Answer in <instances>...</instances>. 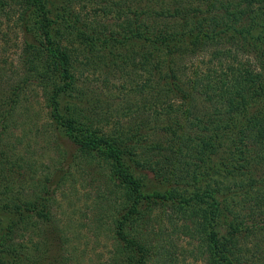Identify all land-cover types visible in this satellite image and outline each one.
I'll return each mask as SVG.
<instances>
[{"label": "trees", "instance_id": "16d2710c", "mask_svg": "<svg viewBox=\"0 0 264 264\" xmlns=\"http://www.w3.org/2000/svg\"><path fill=\"white\" fill-rule=\"evenodd\" d=\"M3 24L16 30L17 60L1 36L0 264H68L81 231L52 208L82 160L109 170L114 212L98 221L110 218L111 264H178L172 235L199 239L204 264H253L245 240L264 234V0H0ZM88 72L118 84L113 106ZM34 94L44 123L28 130L53 136L57 154L40 174L21 146L32 131L16 119ZM147 174L166 190L144 193Z\"/></svg>", "mask_w": 264, "mask_h": 264}, {"label": "rangeland", "instance_id": "374dc122", "mask_svg": "<svg viewBox=\"0 0 264 264\" xmlns=\"http://www.w3.org/2000/svg\"><path fill=\"white\" fill-rule=\"evenodd\" d=\"M106 21V19H103ZM102 20V22H104ZM105 23V22H104ZM107 23H113L112 20H108ZM11 26V23H10ZM12 27L8 28L7 24H3L1 28L0 37L6 35L8 41L7 46L4 48L8 49L9 61L16 62L17 52L13 45L17 41L16 30ZM2 46H0V55ZM3 48V49H4ZM88 80H86L89 87L95 91L97 97L101 98L103 101H108L114 105V98H121L120 93L117 92L116 87L111 84L109 88L105 87L101 81L99 75H92L91 72L87 73ZM29 111L30 113L22 114L19 112L16 116L20 122L24 123L25 128L28 131H32V139L25 141L21 146L25 148L26 143L29 142V148L26 147L29 154L30 164H33L36 172L41 173L43 168L48 165H53V160L56 158L57 154L52 150L53 143H55L53 136H43V133L33 130H28L31 123L37 120L39 125L44 123V109L40 103L37 102L35 94L29 96ZM88 99L94 100L96 97L92 98L89 96ZM119 101V100H118ZM89 106V105H88ZM92 107V106H89ZM30 135H28L29 137ZM25 146V147H24ZM228 157V155H225ZM230 161V159L228 160ZM92 162V161H91ZM44 171V170H43ZM109 170L105 167H100L96 162L89 163L87 160H82L77 162L71 169V175L66 181L62 188L63 194H58L56 201L57 205L52 208L54 210V216L61 227L69 225L76 226V229L81 231L80 240L76 241V252L71 256L68 264H111L113 240L107 230L111 227L110 218L108 220L99 222L98 218L104 215H110L114 212V197L111 195L112 183L108 178ZM148 175V174H147ZM146 179V178H145ZM145 181L144 193H150L154 190L159 192H164L166 187L162 184H157L152 175H148ZM19 184L23 183V188L29 187V183L20 179ZM32 184V183H31ZM32 186V185H31ZM20 190V189H18ZM30 195V192H25V195ZM112 198L113 201L110 199ZM114 215V214H113ZM226 215L225 220L228 219ZM226 224H223V220L217 225V231L219 234L225 233ZM99 228V229H98ZM98 229V230H97ZM75 230V228H71ZM152 232V231H149ZM53 243H57V237L53 236ZM154 239L151 236L150 239ZM152 239V240H153ZM199 239L188 238L183 235H172L171 242L174 245V250L180 255L178 264H204L200 258L199 254ZM247 247L252 250L248 255L253 261V264H262V249H264V234L259 233L258 238L249 237L245 240ZM261 258V260L259 259Z\"/></svg>", "mask_w": 264, "mask_h": 264}]
</instances>
